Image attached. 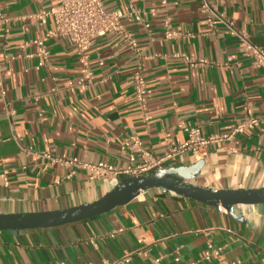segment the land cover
Returning a JSON list of instances; mask_svg holds the SVG:
<instances>
[{
    "label": "crops",
    "instance_id": "0c3cea01",
    "mask_svg": "<svg viewBox=\"0 0 264 264\" xmlns=\"http://www.w3.org/2000/svg\"><path fill=\"white\" fill-rule=\"evenodd\" d=\"M217 11L264 47V0H214ZM57 0H0V213L46 212L90 202L107 185L92 182L79 163L127 166L130 136L154 156L166 152L171 132L179 145L186 128L204 136L230 132L246 120V103L264 114V69L253 65L241 41L220 25L211 29L197 0H106L125 13L124 27L137 47L107 33L90 48L93 81L79 86L81 65L65 37L46 41L47 65L32 41L55 27L36 17ZM183 55L201 65L188 64ZM141 65L147 83L145 121L136 105L133 74ZM50 156L51 158H49ZM138 161L141 158L138 157ZM170 162V166L190 165ZM199 185L264 186V122L209 147ZM220 256L204 260L208 242ZM264 264V205L245 222L225 209L161 188L81 221L50 228L0 230V264Z\"/></svg>",
    "mask_w": 264,
    "mask_h": 264
},
{
    "label": "built area",
    "instance_id": "2783aa9c",
    "mask_svg": "<svg viewBox=\"0 0 264 264\" xmlns=\"http://www.w3.org/2000/svg\"><path fill=\"white\" fill-rule=\"evenodd\" d=\"M106 0H57V6L41 11L36 17L41 24H46L48 18L52 16L55 27L47 31L41 39L32 42L38 46V55L41 61L38 67L47 65L50 51L46 41L52 37L60 36L68 38L74 45L75 52L81 65V78L79 86L87 87L93 81V73L90 63V48L96 40L107 33H113L130 45L137 47V39L134 34L128 31L122 20L126 16L121 9L109 10L105 6ZM200 12L204 15L207 25L216 30L220 25L225 27L226 33L237 37L244 46L245 54L252 58L253 65L264 69V47L254 44L249 36L238 30L234 23L226 16L217 11L214 0H197ZM165 4L166 0H162ZM6 17L0 6V22H6ZM185 61L190 65H201L206 63L205 59L194 61L187 55H183ZM133 86L136 105L142 113L144 120L149 121V103L147 95V83L141 65H138L133 74ZM7 88L0 80V94L5 97ZM245 110L248 118L238 123L230 132L204 136L197 127L186 128L187 139L184 143L176 145L172 141L171 132H166L164 141L166 152L162 156H154L150 151L142 147L140 139L136 136L128 137L122 146L123 150L130 149L129 164L127 166H116L107 162L79 163L76 158L64 159L55 158L53 161L60 165L73 164L83 168L90 181H108L124 177L139 176L152 173L157 169L168 167L170 162H186L188 157L191 164L206 159L209 156V147L214 143L232 140L237 134L255 128L264 122V114L255 116L250 102L246 103ZM51 158L50 156H48ZM138 157L141 161H138ZM220 209H223L220 207ZM222 247H216L209 241L204 254V260H211L213 256H220ZM130 256L108 262L105 264H122L128 262Z\"/></svg>",
    "mask_w": 264,
    "mask_h": 264
},
{
    "label": "water",
    "instance_id": "95a60500",
    "mask_svg": "<svg viewBox=\"0 0 264 264\" xmlns=\"http://www.w3.org/2000/svg\"><path fill=\"white\" fill-rule=\"evenodd\" d=\"M206 159L190 165L170 166L149 174L102 182L105 193L93 201L46 212L0 213V230L50 228L81 221L124 205L150 189L161 188L180 196L222 207L236 220L245 222L256 206L264 205V186L255 188H215L196 183Z\"/></svg>",
    "mask_w": 264,
    "mask_h": 264
}]
</instances>
